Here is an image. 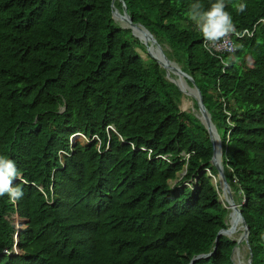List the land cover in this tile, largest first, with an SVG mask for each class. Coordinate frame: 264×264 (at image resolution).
Masks as SVG:
<instances>
[{
  "label": "trees",
  "instance_id": "trees-1",
  "mask_svg": "<svg viewBox=\"0 0 264 264\" xmlns=\"http://www.w3.org/2000/svg\"><path fill=\"white\" fill-rule=\"evenodd\" d=\"M123 1L198 87L251 264H264V0H223L235 30L255 27L221 58L192 18L217 0ZM111 11V0H0V156L23 190L0 196V264H189L207 253L193 264H234L196 100ZM187 99L194 111L181 109Z\"/></svg>",
  "mask_w": 264,
  "mask_h": 264
},
{
  "label": "water",
  "instance_id": "water-1",
  "mask_svg": "<svg viewBox=\"0 0 264 264\" xmlns=\"http://www.w3.org/2000/svg\"><path fill=\"white\" fill-rule=\"evenodd\" d=\"M114 1L115 0H111V14H112V18L115 20H119L121 22L126 23V25L131 29L132 32H134L135 29H140L143 31V39H141L140 37H138L146 46L147 52L150 56H152L158 63L160 66H162L165 70H166V74L168 76V78L173 81L178 88L180 87L178 82L176 80H174V78L170 77L169 74L170 72H173L177 77L180 78H189L190 81H192V90L193 93H186L185 90H182L179 88V90L183 93H185L186 95H190L192 97H194V99L196 100L197 103V109L199 112L198 118L201 120V122L204 124L205 128L207 129L208 133H209V137L210 140L212 142L213 145V154H212V158H211V162L212 164L215 166V168L217 169L218 172V177L220 180V186L223 188L226 196H228V198L230 199V209L232 212H230V215H232V213H234L240 220H242L243 225H244V231L243 234L241 236V238L237 241L238 243L244 239V241L246 242V244H248V227L245 224V221L241 215V212L238 208V206L235 204V202L232 199V192L225 180L224 177V173H223V169L221 166V150H220V140L217 136V133L215 131V127L212 124L211 118L209 113L207 112L202 98H201V94L200 91L198 89V87L196 86V84L194 83V81L192 80V78L190 76H188L186 73H184L183 71H181V69L176 66L172 61H170L166 55L163 52V49L161 47V45L156 41V39L153 37V35L148 31L145 30L143 26H141L140 24H136L134 22H132L131 18L129 17L127 10H126V6L123 0H118V2H120L121 4V13L114 8ZM151 48H156L155 51L157 52V56L153 55V53H151ZM229 230L227 229H222L219 231V234H228ZM217 240V239H216ZM209 254H200L197 255L195 258H193L189 264H193V262L199 258H204L207 257ZM250 264V262H249Z\"/></svg>",
  "mask_w": 264,
  "mask_h": 264
},
{
  "label": "clouds",
  "instance_id": "clouds-1",
  "mask_svg": "<svg viewBox=\"0 0 264 264\" xmlns=\"http://www.w3.org/2000/svg\"><path fill=\"white\" fill-rule=\"evenodd\" d=\"M200 8H201V6L199 4L193 6V16H192V18L193 19H197L199 21L201 31H202V33H203V35L205 36L206 39L215 40V39H217L219 37H222V36L226 35L228 32L235 30L234 26L232 24V19H231L230 14L228 12L224 11V2H223V0H217V2L214 3L211 6V9L206 11V12L198 11ZM244 9H245V5L241 4L237 10L239 12H243ZM119 12L121 13V11H119ZM111 16H112V14H111ZM115 21L116 22H120L119 24L122 27L129 28L126 25V23L121 22L119 20H115ZM132 33H133V35H135L138 38V36L135 34V32H132ZM198 114H199V112H198ZM79 136H81L83 139H85L84 136L81 135V134H75L72 137H73V139L78 138L77 140H79V141L82 140L83 141V139H80ZM217 136H218V134H217ZM218 138L220 140L219 136H218ZM220 144H221V142H220ZM220 150H221V145H220ZM18 175L19 174H18V172L16 170L14 162L12 160H10V159H7L4 156H0V196H4L5 194H7L10 197V199H12V200H17V199H19V198H21L23 196V190L20 187H18V186L14 187L13 184H12L13 179L17 178ZM214 180H216V178H214ZM228 207H229V204H228ZM229 209H230V207H229ZM14 216H13L14 223H15V218L16 219L18 218L19 219L18 220L19 224L21 226L24 225V223H23L24 220L23 219H21L18 215H14ZM228 219H229V222H227V223L229 224V227H230V222H231L230 212H229V218ZM237 219L240 222L242 230L244 231V225H243L242 220H240L238 217H237ZM15 225H16V227L18 229L21 227V226L19 227L17 225V223H15ZM229 227L227 225V228H225V229L229 230ZM220 230H222V229H220ZM229 233H230V231L228 232V234ZM228 234H224V235L229 236ZM242 234H243V232H242ZM17 236H18V233H17ZM16 239L18 240V237H16ZM247 239H248V236H247ZM238 240H236V242ZM243 241H244V239H242L240 242H243ZM240 242L239 243L237 242V243L240 245ZM243 243L246 245V247L248 249V257L251 256L250 255V250H249L250 249L249 248V244H246L245 241ZM237 248H239V247L234 248L233 251L235 249H237ZM14 250H17L16 246L14 247ZM233 251H232V256H233ZM207 254L210 255V253H207ZM249 258H250V264H251V257H249ZM248 264H249V262H248Z\"/></svg>",
  "mask_w": 264,
  "mask_h": 264
},
{
  "label": "rangeland",
  "instance_id": "rangeland-1",
  "mask_svg": "<svg viewBox=\"0 0 264 264\" xmlns=\"http://www.w3.org/2000/svg\"><path fill=\"white\" fill-rule=\"evenodd\" d=\"M118 23H120V22H118ZM156 48H153L152 49V51H154ZM153 55H154V53H153ZM244 60H245V63L246 64H248V65H251V63H252V60L249 58V57H247V56H245L244 57ZM173 75H175L173 72H171ZM167 75V74H166ZM176 76V75H175ZM169 79V78H168ZM170 80V79H169ZM174 80H176L177 82H178V84H179V88L180 89H182V90H185V89H183L182 87H181V83H180V80H181V82L183 81V79L182 78H180V77H177V78H174ZM171 81V80H170ZM183 83H184V81H183ZM186 85V84H185ZM187 86V85H186ZM187 88L191 91L192 89V87H189V86H187ZM193 91L194 90H192V93H193ZM185 92L186 93H188L186 90H185ZM189 96V95H188ZM181 109L182 110H186V109H188V108H190L191 110H193L194 111V108H193V103H192V100H190V99H187V100H183V102L181 103ZM198 113V112H197ZM197 115H199V114H197ZM80 137V139H83L81 136H79ZM76 139H78V138H76ZM80 141H82V140H80ZM214 176H212V180H213V182H216L215 184H217V188H218V190H219V195H220V201H223V197H222V195H221V192H220V180H219V177L217 176L216 177V180H214ZM225 193V192H224ZM229 200V201H228ZM227 201H228V204H229V202H230V199L228 198V196H227ZM229 207H230V204H229ZM227 208H228V206H227ZM230 212H232V211H230ZM15 217V216H14ZM19 219L17 218H15V223H17V225L20 227L21 225L19 224V221H18ZM227 222H229V219H228V221ZM227 225L229 226V224L227 223ZM242 232H243V230H242V227H241V225H240V223H239V225H237L236 227H235V230H234V233L233 234H231L230 235V233L228 234L232 239H234V240H238L239 239V237L241 238V236H242ZM239 251V252H238ZM240 253V254H239ZM232 259H233V261H234V264H248V262H250V258L248 257V249H247V247H246V245L243 243V242H240V245H239V248H237V249H235L234 251H233V256H232Z\"/></svg>",
  "mask_w": 264,
  "mask_h": 264
},
{
  "label": "built area",
  "instance_id": "built-area-1",
  "mask_svg": "<svg viewBox=\"0 0 264 264\" xmlns=\"http://www.w3.org/2000/svg\"><path fill=\"white\" fill-rule=\"evenodd\" d=\"M264 24V20H260ZM255 27V25H254ZM254 27L252 30L244 29L241 31H230L226 35L219 37L215 40L203 39V46L205 50L214 57L221 58L222 55L232 53L235 48L234 38H243L244 36H252ZM198 30L201 31L200 24L198 22Z\"/></svg>",
  "mask_w": 264,
  "mask_h": 264
},
{
  "label": "bare ground",
  "instance_id": "bare-ground-1",
  "mask_svg": "<svg viewBox=\"0 0 264 264\" xmlns=\"http://www.w3.org/2000/svg\"><path fill=\"white\" fill-rule=\"evenodd\" d=\"M134 32H135V34L138 36V37H140V38H142L143 39V37H144V35H143V31L142 30H140V29H135L134 30ZM153 53H154V55L155 56H157V52L154 50V51H152ZM180 83H181V85H183V86H185V90L188 92V93H192V90L190 91L188 88H187V86L185 85V83H183V81L181 82V80H180ZM220 192H221V195H222V197H223V201H227V196H226V194L224 193V190H223V188L220 186ZM229 201V200H228ZM223 203V202H222ZM227 208V207H226ZM239 221H238V219H237V216L234 214V213H232V215H231V222H230V227H229V231H230V235L231 234H233L234 233V230H235V227L237 226V225H239ZM240 238V237H239ZM239 252V251H238ZM240 254V253H239Z\"/></svg>",
  "mask_w": 264,
  "mask_h": 264
}]
</instances>
